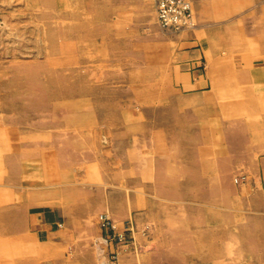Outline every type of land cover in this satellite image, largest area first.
Segmentation results:
<instances>
[{"label": "rangeland", "instance_id": "374dc122", "mask_svg": "<svg viewBox=\"0 0 264 264\" xmlns=\"http://www.w3.org/2000/svg\"><path fill=\"white\" fill-rule=\"evenodd\" d=\"M190 4L194 26L174 30L158 25L156 0H0V207L42 205L83 235L101 229L110 263L150 244L172 264H264V205L249 213L243 190L264 189V145L230 133L264 125V61L236 60L247 77L193 72L206 65L180 59ZM237 4L231 42L264 55V8H250L264 0ZM101 216L129 247L105 241ZM2 246L3 264L48 250Z\"/></svg>", "mask_w": 264, "mask_h": 264}, {"label": "crops", "instance_id": "0c3cea01", "mask_svg": "<svg viewBox=\"0 0 264 264\" xmlns=\"http://www.w3.org/2000/svg\"><path fill=\"white\" fill-rule=\"evenodd\" d=\"M237 2L238 0H192L196 27L193 33L189 32L187 37L181 40L180 59L185 60L188 64L190 62L195 65L198 60L204 59L206 65L204 70L193 72L201 71L204 75H207L209 70L212 69L210 74L224 76V68H226L229 71L242 70L238 72L239 76L247 77V75H244L243 70L249 67L237 66L236 60L240 64H247L253 62V60L264 61V55H250L247 50H236V44H234L236 42H231L237 40V32L234 29L239 26L238 17L246 11V6L237 4ZM251 7L256 9L257 13L264 8V6L258 4L251 5ZM220 45H222V48L219 51ZM223 47L228 51L225 54L221 51L224 49ZM248 75L251 76V73ZM230 133L234 134L231 138L235 140L245 141L249 144L255 142V149L260 143L264 145L263 124L256 127L255 123L247 122L242 132L234 129ZM260 148L262 149V147ZM260 155V153L257 154V156ZM258 162V171L264 172V159ZM204 165L210 172L213 161H205ZM210 183L214 184L212 181ZM243 190H245L246 197L250 196L251 199H248L250 203L245 204V206H249V213L254 210H261L264 205V189L261 182L247 184ZM254 194L257 195L259 201H252ZM182 203H184V200H182ZM191 203L199 204L198 199L195 197L192 198ZM14 204L17 203L7 199L1 203L0 207V264H3L6 260L5 247L2 244L6 240H14L15 238L16 241L22 242L34 240L48 248L47 251L34 258L24 255L16 257L17 264H172V262L164 259L158 250L149 248L150 244L138 256L121 253L116 262L110 263L109 258L104 253L106 252L109 255L113 248L109 245L103 247L104 245L100 244L103 233L101 229H97L93 236L83 235L80 230H75V225L72 224L73 220L66 217L64 213L46 210V207L42 205L31 211L28 205V207L17 205L18 207L15 209ZM229 204H233L232 199H230ZM219 218L222 220L221 217ZM249 220L252 221V219ZM233 228L236 227L230 225L229 231H233ZM241 230L246 236V230L248 229L243 227ZM135 235H137L139 242L144 241L142 239L143 235L138 232L134 233ZM229 235L232 236L231 233ZM261 263H263V257Z\"/></svg>", "mask_w": 264, "mask_h": 264}, {"label": "built area", "instance_id": "2783aa9c", "mask_svg": "<svg viewBox=\"0 0 264 264\" xmlns=\"http://www.w3.org/2000/svg\"><path fill=\"white\" fill-rule=\"evenodd\" d=\"M156 20L158 25L164 29H191L194 24L190 0H156ZM100 220L102 228L107 229L106 242L116 240L121 244L120 246L126 245L125 247H129L130 242L126 239L125 234L123 232L116 233V231L115 234L113 229L116 228L107 216H101ZM109 231L112 233H109ZM115 255H118V251ZM115 258L112 256V259Z\"/></svg>", "mask_w": 264, "mask_h": 264}]
</instances>
